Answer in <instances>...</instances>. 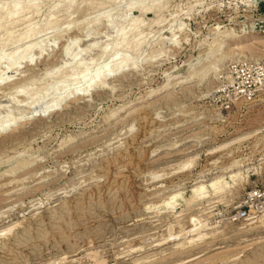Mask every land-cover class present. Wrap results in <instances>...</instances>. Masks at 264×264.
<instances>
[{
	"label": "rangeland",
	"instance_id": "rangeland-1",
	"mask_svg": "<svg viewBox=\"0 0 264 264\" xmlns=\"http://www.w3.org/2000/svg\"><path fill=\"white\" fill-rule=\"evenodd\" d=\"M256 190L264 0H0V264H264Z\"/></svg>",
	"mask_w": 264,
	"mask_h": 264
},
{
	"label": "bare ground",
	"instance_id": "bare-ground-1",
	"mask_svg": "<svg viewBox=\"0 0 264 264\" xmlns=\"http://www.w3.org/2000/svg\"><path fill=\"white\" fill-rule=\"evenodd\" d=\"M152 6V5H151ZM141 8V7H140ZM143 8H145V7H143ZM142 8V11H144V9ZM148 8L150 9V10H153L154 9V5H153V8H151V7H149V5H148ZM148 8H147V11H149L148 10ZM156 8V7H155ZM146 9V8H145ZM141 10V9H140ZM26 12V11H25ZM27 13V12H26ZM29 14V13H28ZM10 15V14H9ZM8 15V16H9ZM17 15V14H16ZM143 16V15H142ZM20 17V16H19ZM9 20V21H8ZM11 20H12V23H13V20H14V17L12 16V15H10L9 17H8V19H7V22H5L6 24H11ZM99 20V21H98ZM97 21H96V23H95V25H99L100 24V20H102L101 18L100 19H98ZM137 21V20H136ZM175 21V20H174ZM4 23V24H5ZM52 23V22H51ZM57 23V22H56ZM92 23V22H91ZM142 23V22H141ZM94 24V23H93ZM142 25V24H141ZM140 25V26H141ZM9 26V25H8ZM86 26V25H85ZM3 28H5L6 26H2ZM129 27V26H128ZM7 28V27H6ZM139 28H141V27H139L138 26V29H135L136 31L137 30H139ZM143 28V27H142ZM144 28H145V24H144ZM72 29V28H71ZM183 30V29H182ZM182 30H180V31H182ZM36 29H30L27 33H25V34H23V36H22V38L20 39V41L21 40H26V41H28V39L30 38V36H32V35H34L35 33H36ZM122 33L124 32V31H122V30H120ZM119 31V32H120ZM118 32V33H119ZM125 33V32H124ZM124 33H123V35H124ZM120 35H122L121 33H119ZM134 34V33H133ZM140 33H138V38H140V35H139ZM119 35V40H120V37H122L121 39H124V37H123V35L122 36H120ZM125 36V35H124ZM133 37V36H132ZM126 38V37H125ZM134 38V37H133ZM136 39H137V34H136V37H135ZM134 38V39H135ZM240 38V37H239ZM127 39V38H126ZM140 39H142V38H140ZM120 41H122V40H120ZM125 41V39L123 40V42ZM140 42V41H139ZM24 43V42H23ZM22 43V44H23ZM27 43V42H26ZM119 43V42H118ZM43 44V43H42ZM49 45V44H48ZM119 45V44H118ZM120 45H121V43H120ZM119 45V46H120ZM27 46V45H26ZM37 46V45H36ZM35 46V47H36ZM45 46V45H44ZM138 46H140V44L138 45ZM23 47V46H22ZM32 47H34V46H32V45H29V46H27L25 49H27V51L30 49V48H32ZM41 47V46H40ZM39 47V48H40ZM116 47H117V45H116ZM136 47H137V44H136ZM41 49H42V47H41ZM49 50H50V47H49ZM106 50H107V48H106ZM109 50V49H108ZM111 51V50H110ZM110 51H107V53L109 52V54L108 55H110ZM79 54V53H78ZM76 55V54H75ZM101 55V54H100ZM121 55V54H120ZM77 56H79V55H77ZM110 56H112V55H110ZM129 56V55H128ZM107 57H109V56H107ZM119 57V56H118ZM75 58V57H74ZM79 58V57H78ZM98 58V57H97ZM130 59H131V57H129ZM96 60V59H95ZM116 60V61H115ZM113 62H114V65H113V63L111 62L110 64L112 65V67H110L109 68V66H111V65H109L108 66V68H100V69H97V70H95L94 72H93V74L91 75L90 74V72H89V70L90 69H81V68H83V67H81L78 63H76L75 61H77L76 60V58H75V63H76V65H79L80 67V69H77V70H81V71H79V73H77V74H75L76 76V78H72V80H73V83L72 84H74L75 83V85H78V82H81V81H83V80H86V82H87V86L86 87H84L83 89H79L78 87H75V88H73V89H68V90H70V91H67L65 88V90L67 91V94L66 95H69L68 93L69 92H71L72 93V97L73 96H78L79 94H81V93H86V92H88V90L90 89V88H92L91 90H93V88L94 89H103V88H106V86H107V79H109V78H111V77H114V76H116V75H114L118 70H120V69H122V68H126V67H128L129 69L131 68L130 66H134V64H131L130 62H132L131 60H129L126 56H124V57H122L121 59L120 58H118V60L117 59H115ZM130 62H129V61ZM119 61V62H118ZM73 62V63H74ZM93 62V61H92ZM75 63L74 64H72V66H74L75 65ZM130 63V64H129ZM90 65H92V64H90ZM99 65V64H98ZM86 66H88V65H86ZM77 68H78V66H77ZM86 68V67H85ZM128 69V70H129ZM131 69H133V67L131 68ZM18 70V69H17ZM73 70V69H72ZM93 70H94V67H93ZM91 71V70H90ZM16 72V71H15ZM210 73V72H209ZM16 74V73H15ZM12 76V75H11ZM90 77V78H89ZM193 77V76H192ZM71 78V77H70ZM89 78V79H88ZM192 79V78H191ZM88 80V81H87ZM61 81V80H60ZM190 81V80H189ZM6 82V81H5ZM66 82V81H65ZM68 82V81H67ZM191 82V81H190ZM190 82H185L184 84H187V83H190ZM182 83V82H181ZM80 84V83H79ZM179 84V83H178ZM175 86H177V85H175ZM54 88H55V86H54ZM21 89V88H20ZM56 89V88H55ZM54 89V90H55ZM171 89H174V88H167V86H166V88L165 89H163V90H161L159 93L160 94H163V93H165V92H167V91H171ZM23 90V89H22ZM53 90V89H52ZM51 90V91H52ZM55 92V91H54ZM56 92H58V91H56ZM49 94V93H48ZM70 96V95H69ZM69 96L67 97V98H65L63 101H65L66 99H69ZM63 97H65V95L63 96ZM71 97V96H70ZM71 97V98H72ZM60 99H62V98H60ZM55 100V99H54ZM58 100V99H57ZM53 101V100H52ZM51 101V103H53ZM63 101H61V102H63ZM37 102V101H36ZM56 102V101H55ZM54 102V103H55ZM58 102H59V100H58ZM50 104V103H49ZM35 105V104H34ZM48 107V106H47ZM54 108V107H53ZM52 108V109H53ZM139 108H140V106H139ZM48 109V108H47ZM51 109V110H52ZM38 111V110H37ZM125 111V110H124ZM130 111V110H129ZM133 111V110H132ZM42 112V111H41ZM46 112V111H45ZM122 112V111H121ZM120 112V113H121ZM119 113V114H120ZM123 113V112H122ZM135 113V112H134ZM113 115V114H112ZM109 116L110 118L108 119V120H104L105 121V125H109L110 123H112V121H114V120H116L118 117H120L121 115H116V114H114V115H116V116ZM129 116V115H128ZM124 118V117H123ZM26 118H22V119H19V118H15V119H13V120H11L12 122H10V125H8V126H6V128H5V130H10V129H12V128H14L16 125H18L22 120H25ZM120 119V118H119ZM18 120H21L20 122H18ZM117 121H118V119H117ZM13 130V129H12ZM3 132H5V131H3ZM129 156V155H128ZM131 156V155H130ZM129 156V157H130ZM128 157V158H129ZM124 158V157H123ZM127 158V159H128ZM125 159V158H124ZM126 160V159H125ZM124 160V161H125ZM129 160V159H128ZM130 162H131V159L129 160ZM127 162V161H126ZM128 164H129V162H128ZM131 164V163H130ZM242 166V165H241ZM236 176H237V174H236ZM221 183V181H215L214 183H213V185L214 186H217V185H219ZM202 190V188L200 187H198V188H196V190H194L195 191V194H198L197 192H199V190ZM203 193V192H202ZM171 199H174L173 197L171 198ZM193 199V198H192ZM167 200V199H166ZM169 200V199H168ZM192 204V203H191ZM170 205V204H169Z\"/></svg>",
	"mask_w": 264,
	"mask_h": 264
},
{
	"label": "built area",
	"instance_id": "built-area-1",
	"mask_svg": "<svg viewBox=\"0 0 264 264\" xmlns=\"http://www.w3.org/2000/svg\"><path fill=\"white\" fill-rule=\"evenodd\" d=\"M256 213H264V192L261 190H256L249 195L246 205L237 211L235 218L248 220Z\"/></svg>",
	"mask_w": 264,
	"mask_h": 264
}]
</instances>
